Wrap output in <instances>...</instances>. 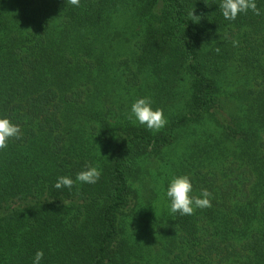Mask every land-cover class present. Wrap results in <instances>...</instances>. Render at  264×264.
<instances>
[{
  "label": "trees",
  "instance_id": "obj_1",
  "mask_svg": "<svg viewBox=\"0 0 264 264\" xmlns=\"http://www.w3.org/2000/svg\"><path fill=\"white\" fill-rule=\"evenodd\" d=\"M220 2L0 0V115L23 133L0 150V264H264V0L235 21ZM143 96L159 131L128 119ZM181 150L211 207L157 218L147 164ZM89 163L96 184L54 187Z\"/></svg>",
  "mask_w": 264,
  "mask_h": 264
},
{
  "label": "clouds",
  "instance_id": "obj_2",
  "mask_svg": "<svg viewBox=\"0 0 264 264\" xmlns=\"http://www.w3.org/2000/svg\"><path fill=\"white\" fill-rule=\"evenodd\" d=\"M69 2L79 6V0H69ZM219 8L224 19L228 21H235L238 15L246 14L248 11L256 15L261 14V9L257 7V0H221ZM189 16L193 22L199 18L193 12ZM236 43L233 41L234 45ZM128 119L153 131L161 130L168 122L164 109L153 107V100L148 96L138 97L131 103ZM22 135V129L18 123H14L7 116L0 115V150L7 148L11 139H19ZM101 175L102 169L99 165L89 163L75 175L74 179L69 175L58 176L54 187L72 189L77 183L94 185L100 180ZM165 195L169 201L170 212L179 213L181 216H190L197 209L211 207L213 199V194L207 188H202L198 195L195 194L193 180L187 174L173 176L168 182ZM43 258L44 252L36 251L32 264H41Z\"/></svg>",
  "mask_w": 264,
  "mask_h": 264
},
{
  "label": "rangeland",
  "instance_id": "obj_3",
  "mask_svg": "<svg viewBox=\"0 0 264 264\" xmlns=\"http://www.w3.org/2000/svg\"><path fill=\"white\" fill-rule=\"evenodd\" d=\"M184 150L179 152H169L165 155V160L157 162L155 164H147L148 172L143 180L142 195L144 205L150 206L147 210H151L155 213L157 218H161L168 214V202L165 195L166 185L169 180L176 176L175 164L179 162V158L182 157ZM133 225L131 227V233L136 237L138 231Z\"/></svg>",
  "mask_w": 264,
  "mask_h": 264
}]
</instances>
